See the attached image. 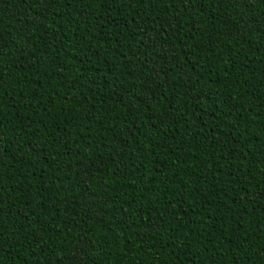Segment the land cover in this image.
Instances as JSON below:
<instances>
[{
	"label": "trees",
	"instance_id": "trees-1",
	"mask_svg": "<svg viewBox=\"0 0 264 264\" xmlns=\"http://www.w3.org/2000/svg\"><path fill=\"white\" fill-rule=\"evenodd\" d=\"M0 264H264V0H0Z\"/></svg>",
	"mask_w": 264,
	"mask_h": 264
},
{
	"label": "snow or ice",
	"instance_id": "snow-or-ice-1",
	"mask_svg": "<svg viewBox=\"0 0 264 264\" xmlns=\"http://www.w3.org/2000/svg\"><path fill=\"white\" fill-rule=\"evenodd\" d=\"M192 2L195 4V3H198V0H192Z\"/></svg>",
	"mask_w": 264,
	"mask_h": 264
}]
</instances>
